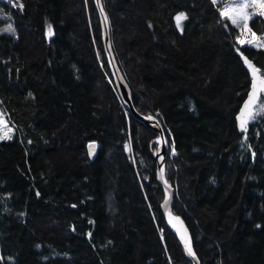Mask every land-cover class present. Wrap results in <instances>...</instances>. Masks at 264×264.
<instances>
[{
    "label": "trees",
    "instance_id": "1",
    "mask_svg": "<svg viewBox=\"0 0 264 264\" xmlns=\"http://www.w3.org/2000/svg\"><path fill=\"white\" fill-rule=\"evenodd\" d=\"M104 7L134 106L163 125L173 211L201 264H264V113L237 122L244 57L264 75V49L241 45L212 0ZM0 15L15 29L0 32L14 126L0 139V264H193L162 211L157 134L121 102L93 0H0Z\"/></svg>",
    "mask_w": 264,
    "mask_h": 264
},
{
    "label": "water",
    "instance_id": "2",
    "mask_svg": "<svg viewBox=\"0 0 264 264\" xmlns=\"http://www.w3.org/2000/svg\"><path fill=\"white\" fill-rule=\"evenodd\" d=\"M95 8L97 10L98 16H99V20H100V26H101V37H102V45H103V50H104V54H105V58L108 64V68L110 70L112 79L114 81L115 87L117 89L118 95L121 99V101L123 102V104H125V106L128 108L129 112L138 120L142 121L146 126H148L149 128H151L156 134H157V138L155 139V141L157 142V148L155 150L154 153V157L156 159V163H157V180L160 184V186L163 188L164 190V199L163 202L161 204L162 207V211L167 223V226L169 227V229L175 234V236L179 239V241L181 242L183 248H184V244L180 238V232L177 230L180 227V223L176 220H172L170 222V218H169V212L172 213L173 217H179V221H182L183 224V228L187 229V233L191 238L192 241V237H191V232L190 229L188 228L185 220L183 219V217L177 213H175L173 211V206H174V201H175V197H176V188L172 185V183H170L167 179L166 176V167H167V158H168V145H167V139L165 136V131L163 128V125L161 123V121L159 120V118H157L155 115L152 114H144L141 113L135 106L133 103V93H132V89L129 85V82L119 64V61L117 59L116 56V52L113 46V39H112V29H111V23H110V19L109 16L105 10L104 7V0H93ZM110 46V47H109ZM253 63V65L258 68L254 62L252 60H249ZM247 67V65H246ZM249 73L251 74L250 69L247 67ZM259 69V68H258ZM260 70V69H259ZM260 74L262 76H264L261 72ZM252 77V75H251ZM252 90V86L251 89L246 97V99L244 100L238 114H237V122H238V127L239 130H241L240 128V113L241 110L244 108V104L245 102L248 100V96L250 94ZM261 98H264V93L260 94V100ZM245 132V131H242ZM96 142H91L89 143L92 144ZM88 145V146H89ZM97 146V144H96ZM89 149V147H88ZM97 150V147H96ZM96 150L94 153H90V156L94 157ZM163 170L164 176L163 178H161V171ZM167 201V204H166ZM173 224H176V227H173ZM192 247H193V241H192ZM194 250V247H193ZM184 252L186 254L187 259L192 262L193 264H201L200 260L197 257V254L195 252V257H190L188 256L187 252L185 251L184 248Z\"/></svg>",
    "mask_w": 264,
    "mask_h": 264
},
{
    "label": "snow or ice",
    "instance_id": "3",
    "mask_svg": "<svg viewBox=\"0 0 264 264\" xmlns=\"http://www.w3.org/2000/svg\"><path fill=\"white\" fill-rule=\"evenodd\" d=\"M212 2L215 4L217 0H212ZM17 6L21 9L23 8L22 3ZM220 15L222 18L229 20L232 25L239 28L241 36H245V34L251 35V39L238 38L241 44H248L256 48L264 49V37L256 36L255 33L251 32V29L248 26L249 20L253 16L264 17V0H229V2L224 5V8L221 9ZM185 19H187V16L184 13H180L175 17L178 28H182V21ZM3 31L14 33L15 29L9 25V27ZM51 35L52 28L51 25H49V36ZM244 61L250 69L252 75V90L248 96V100L244 104V108L241 110L239 117L240 128L242 131L246 132L249 121L254 120L257 115L264 113V102H260V94L264 93V76L260 74V70L256 68L253 63L247 59V57H244ZM8 131H10V129H7L3 116L0 115V132L4 133L3 135H0V139L10 138L7 137ZM88 147L90 153H94L97 146L95 143H92ZM174 152L175 150L173 148V154ZM163 176L164 173L162 170L161 178H163ZM169 218L170 222L172 220H176L180 223V227L177 230L180 232V238L184 244L185 251L188 256L195 257L196 254L192 247L191 238L187 233V229L183 228L182 221H179V217H173L171 212H169ZM173 227H176V224H173Z\"/></svg>",
    "mask_w": 264,
    "mask_h": 264
},
{
    "label": "rangeland",
    "instance_id": "4",
    "mask_svg": "<svg viewBox=\"0 0 264 264\" xmlns=\"http://www.w3.org/2000/svg\"><path fill=\"white\" fill-rule=\"evenodd\" d=\"M229 0H217V2L215 4H218L219 5V11H221V9L224 8V5L226 3H228ZM251 11V10H249ZM254 17L256 16H253L250 20H249V23H248V26L249 28L251 29V32L255 33L256 36L258 37H264V32L262 34H257V32H255L252 27H251V21L252 19H254ZM264 18V17H263ZM1 19H4L3 17H1L0 15V32L3 31L4 29H7L10 25L9 23V20H6L4 22V24H2V20ZM229 21V20H228ZM230 22V21H229ZM239 30V37L240 39H251V35L250 34H245V36H241V32H240V29L238 28ZM238 42H239V39H238ZM240 43V42H239ZM241 44V43H240ZM241 45H248V44H241ZM252 46V45H250ZM122 102V101H121ZM123 103V102H122ZM123 106L128 110V108L125 106V104H123ZM0 115L3 116V120H4V123L7 125V129H10V131L7 132V137H11L14 133V126L13 124L10 122V119L7 117V114L3 111V109L1 108V105H0ZM4 133L3 132H0V135H3Z\"/></svg>",
    "mask_w": 264,
    "mask_h": 264
},
{
    "label": "bare ground",
    "instance_id": "5",
    "mask_svg": "<svg viewBox=\"0 0 264 264\" xmlns=\"http://www.w3.org/2000/svg\"><path fill=\"white\" fill-rule=\"evenodd\" d=\"M129 82V81H128ZM130 85V84H129ZM131 87V86H130ZM132 89V88H131Z\"/></svg>",
    "mask_w": 264,
    "mask_h": 264
}]
</instances>
